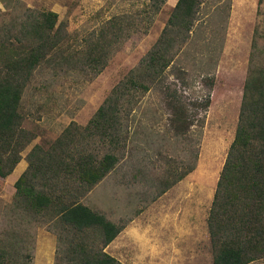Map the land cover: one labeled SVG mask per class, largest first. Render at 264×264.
Returning <instances> with one entry per match:
<instances>
[{
    "label": "rangeland",
    "instance_id": "374dc122",
    "mask_svg": "<svg viewBox=\"0 0 264 264\" xmlns=\"http://www.w3.org/2000/svg\"><path fill=\"white\" fill-rule=\"evenodd\" d=\"M151 4L152 0H0L4 47L15 42L18 24L30 11L55 12L56 26H63L66 35L62 48L25 84L22 127L35 139L14 171L0 178V246L13 253L16 264H55L58 246L52 213L24 211L14 201V183L28 168V153L35 145L47 149L72 122L86 126L113 87L147 55L176 0H167L157 13ZM108 20L121 33L107 67L94 78L82 51L89 36ZM173 63L186 72L188 86L180 85L175 69L167 70L163 81L188 102L202 99L209 91L205 79L213 80L204 125L193 126L186 137L175 136L162 90L152 88L134 102L131 112L122 113V134L127 137L123 156L81 202L108 221L131 220L125 232L130 225L151 226L149 238L158 251L145 248L143 264H212L206 221L234 137L245 78L251 65L264 68V1L258 6V0H203L190 39ZM198 80L204 87L194 91ZM83 143L95 152H107L98 141L94 144V138ZM168 160L194 165V170L152 202L155 177L168 170ZM125 235L110 254L122 264H134L141 249L128 232Z\"/></svg>",
    "mask_w": 264,
    "mask_h": 264
},
{
    "label": "trees",
    "instance_id": "16d2710c",
    "mask_svg": "<svg viewBox=\"0 0 264 264\" xmlns=\"http://www.w3.org/2000/svg\"><path fill=\"white\" fill-rule=\"evenodd\" d=\"M167 0H152L157 13ZM264 0H258L261 6ZM203 0H176L155 44L139 64L117 83L87 125L71 123L47 148L35 145L27 155L28 168L14 183L15 204L35 214L52 213L58 241L55 264H122L105 248L131 221L115 223L82 204L93 187L114 170L126 146L121 115L152 88L162 90L171 110L170 126L177 137H186L193 126L204 125L210 106L213 80L200 100L188 102L181 91L163 79L176 70L180 85L188 86L187 74L174 66L175 56L190 39ZM55 12L30 11L20 20L15 42L0 48V178L9 176L22 152L35 139L23 129L20 112L25 84L51 54L60 50L66 37ZM108 20L92 33L82 52L97 77L107 67L120 31ZM58 56L52 57V60ZM160 85V86H159ZM200 115V116H199ZM79 131V132H78ZM94 138L104 154L84 140ZM75 143L84 144L77 149ZM198 157L195 150L193 159ZM168 170L155 177L152 202L194 170L168 160ZM212 264H250L264 260V68L251 65L247 74L237 125L219 173L207 217ZM13 253L0 246V264H16ZM20 264V263H19Z\"/></svg>",
    "mask_w": 264,
    "mask_h": 264
},
{
    "label": "clouds",
    "instance_id": "9594fccd",
    "mask_svg": "<svg viewBox=\"0 0 264 264\" xmlns=\"http://www.w3.org/2000/svg\"><path fill=\"white\" fill-rule=\"evenodd\" d=\"M172 79H175L173 76ZM204 87L202 81H196L192 85L194 91H198ZM129 237L140 247L141 255L136 257L134 264H143L145 258V248L150 247L151 252L156 254L158 251V244L154 243L149 238V233L151 232V226H140V225H130L127 229Z\"/></svg>",
    "mask_w": 264,
    "mask_h": 264
},
{
    "label": "crops",
    "instance_id": "0c3cea01",
    "mask_svg": "<svg viewBox=\"0 0 264 264\" xmlns=\"http://www.w3.org/2000/svg\"><path fill=\"white\" fill-rule=\"evenodd\" d=\"M19 177V176H18ZM18 179V178H17ZM127 233V229H126V232L123 230L122 232H120V234L105 248V252L107 254H109L110 256L114 257L112 254H110V250H115V248L117 247V244L118 243V240L121 238V237H125L127 235H125ZM123 237V238H124ZM128 243H130V241H128ZM115 259L119 260L118 257H114Z\"/></svg>",
    "mask_w": 264,
    "mask_h": 264
}]
</instances>
